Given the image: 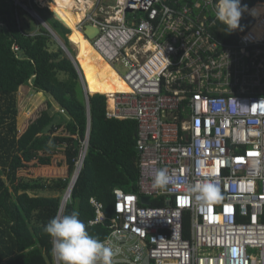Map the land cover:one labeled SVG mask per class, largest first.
<instances>
[{
  "label": "built area",
  "instance_id": "1",
  "mask_svg": "<svg viewBox=\"0 0 264 264\" xmlns=\"http://www.w3.org/2000/svg\"><path fill=\"white\" fill-rule=\"evenodd\" d=\"M84 10V36V26L97 28L89 39L97 51L127 69L120 76L130 92L104 95L106 116L138 124L137 192L115 189L113 216L90 199L89 226L109 230L102 242L113 264H264V31L248 38L257 19L229 31L215 0H86ZM160 169L163 187L154 186ZM197 183L214 184L221 198L196 201L189 189Z\"/></svg>",
  "mask_w": 264,
  "mask_h": 264
},
{
  "label": "trees",
  "instance_id": "2",
  "mask_svg": "<svg viewBox=\"0 0 264 264\" xmlns=\"http://www.w3.org/2000/svg\"><path fill=\"white\" fill-rule=\"evenodd\" d=\"M4 1L9 5L4 3L0 8V23L4 25L0 27V264H54L51 237L44 227L59 214L63 195L76 172L81 143L87 138L89 112L91 127L87 152L64 215L77 212L87 225L88 233L100 241L108 237L109 230L103 226H89L95 217L90 199L102 202L106 214L113 216L114 190L137 192L140 179L138 124L132 120L107 118L104 95L129 87L91 52L92 46L62 11L55 9L59 21L50 9L32 4V9L74 57L72 45L76 47L75 59L93 95L89 98V108L73 61L47 30L35 35L28 33L19 22L20 15L26 12L12 0H0V4ZM242 4L248 9L254 7L251 13L257 23L248 35L252 39L258 29L264 30V0H242ZM246 12L240 22L244 29L255 24ZM229 36L232 33L227 31L221 38ZM51 44L58 47L57 51L51 50ZM15 45L20 48L19 53L13 50ZM29 82L40 92L39 98L45 99L43 93L49 95L66 115L58 111L52 115L54 106L50 102L41 117L19 136L17 94ZM63 167L66 168L64 174L55 176L51 171ZM44 191L59 192L62 196L38 194ZM161 205V200L151 203V206ZM189 228L187 217L186 236Z\"/></svg>",
  "mask_w": 264,
  "mask_h": 264
},
{
  "label": "clouds",
  "instance_id": "3",
  "mask_svg": "<svg viewBox=\"0 0 264 264\" xmlns=\"http://www.w3.org/2000/svg\"><path fill=\"white\" fill-rule=\"evenodd\" d=\"M246 11L247 5H243L242 0H215V17L229 31L240 28L242 15ZM51 12L54 14L52 10ZM168 182L167 170H158L154 186L163 187ZM189 193L196 201L204 204L221 198L220 190L212 183L194 184ZM44 231L51 237L52 255L57 264H113L116 254L114 250L93 238L87 231V225L79 219V214L75 211L56 215L47 223Z\"/></svg>",
  "mask_w": 264,
  "mask_h": 264
},
{
  "label": "rangeland",
  "instance_id": "4",
  "mask_svg": "<svg viewBox=\"0 0 264 264\" xmlns=\"http://www.w3.org/2000/svg\"><path fill=\"white\" fill-rule=\"evenodd\" d=\"M12 1H13V4L20 7L22 10H24V12H26V14L20 15L19 22L22 25V27L26 31H28V33H30L31 35H35L37 33L42 32L43 29L47 30L39 20L34 18L30 12L26 11V9L24 7H22L18 4L19 0H18V2H17V0H12ZM20 2L21 3L24 2L25 4L24 3L23 4L25 6L32 8L30 6L29 0H20ZM4 3L8 4V3H6V1H4L3 3L0 4V8L3 6ZM54 18H55V14H54ZM3 26L4 25L2 23H0V27H3ZM72 33H73V31L71 30V35H72ZM53 39L59 45V42L57 41V39H55L54 37H53ZM59 47L61 48L60 45H59ZM57 49H58V47H56L54 44H51V50L52 51H57ZM72 49H73L74 55H76L75 57H77L76 47H74L72 45ZM90 50L97 58H100L97 54H95V52L92 50V48ZM114 69L123 77L127 73V69L125 68V66L122 63L115 64ZM82 87H83V84H82ZM39 93L40 92H37L34 90L31 83L29 82V84L24 85L19 90V92L17 94V102H18V107H19V114L17 117V127L19 130V136H22L27 131V129L30 127V125L41 117L42 113L48 109V104L50 102H52V104L54 106L53 111H51L52 115L57 113V109H56L57 104L54 102L53 98H51L50 96H48L47 94L44 93L45 99H41V98H39V95H38ZM59 121H60V119L57 118L56 122H59ZM59 133H62V132H59ZM81 145H82L81 150L85 149L86 143L82 142ZM19 175L21 176V175H23V173H20ZM52 176H54V175L52 174ZM30 194L33 195L34 193H30ZM38 194L40 196H45V197H57L59 195L62 196V194H60L59 192H51V191L39 192ZM64 197H65V195H63V198Z\"/></svg>",
  "mask_w": 264,
  "mask_h": 264
},
{
  "label": "bare ground",
  "instance_id": "5",
  "mask_svg": "<svg viewBox=\"0 0 264 264\" xmlns=\"http://www.w3.org/2000/svg\"><path fill=\"white\" fill-rule=\"evenodd\" d=\"M41 1L45 5L50 6L51 9L54 12H55V9L56 8L59 9L60 11H62L67 16V18L70 20V22L74 25V27L76 28V30L83 36V38L89 43V45L92 46V48L95 50V52L97 53V55L100 57V60L103 61L105 64L109 65L110 69L113 71V73H114V75L116 76L117 79L124 81V79L121 78L120 74L114 69V67L109 62H107L102 57V55L95 48L94 44L88 38H86L84 36L83 32L78 27L79 24L83 21V19L85 17V14H86V12L84 10L85 9V4H86V0H54V1H51V0H41ZM80 3H81V6H80ZM76 6H79V8L81 10L75 12L73 9ZM251 15H252V13H251ZM263 31H264L263 29H258L256 31V36L254 38H252V39H261L263 37ZM97 35H98V31L96 29H93L92 30V34H91L92 38H94ZM83 75H84V73H83ZM84 80H85V83H86L85 77H84ZM86 87L88 88L87 83H86ZM129 92H130V88L129 89L122 90V91H119L118 93H129ZM113 94H117V93H110V94H107V95H109V97H112ZM84 156H85V149L81 150V153H80V156H79V160L77 162L76 176L78 175V173L80 172V170L82 168L83 161H84ZM66 199H69V196L66 197Z\"/></svg>",
  "mask_w": 264,
  "mask_h": 264
},
{
  "label": "water",
  "instance_id": "6",
  "mask_svg": "<svg viewBox=\"0 0 264 264\" xmlns=\"http://www.w3.org/2000/svg\"><path fill=\"white\" fill-rule=\"evenodd\" d=\"M30 13H31V15L34 17V18H36L37 20H39L43 25H44V27L47 29V31H49V33L55 38V39H57V41L59 42V45L61 46V49L67 54V56L73 61V63H74V65H75V67L77 68V70H78V72H79V64H78V62H77V60L75 59V57L72 55V53L70 52V50L68 49V47L65 45V43L59 38V36L52 30V28L43 20V18L38 14V13H35V12H33L32 13V11H29ZM93 29H96L97 30V28H95L94 26H91V25H86V26H84L83 27V30H84V33H85V35L87 36V38L88 39H90V40H94L95 38H96V36L94 37V38H92V36H91V34H92V30ZM98 31V30H97ZM224 31H223V29H221L220 31H219V33H223ZM79 75H80V80H81V83L83 84V89H84V92H85V98H86V101H87V104H88V108H89V98H90V96H93L90 92H89V90H88V88L86 87V83H85V80H84V78L82 77V75L79 73ZM90 127H91V116H90V112H89V121H88V130H87V140H89V134H90ZM76 145L78 146L79 145V142H77L76 143ZM86 152H87V147L85 148V155H86ZM84 159H85V156H84ZM83 163H84V161H83ZM83 166V165H82ZM81 171V170H80ZM79 174H80V172L78 173V175L76 176V172H75V174H74V176H73V179H72V182H71V184H70V186H69V188H68V190H67V192H66V194H65V197L63 198V200H62V206H61V208L64 206V204L68 201V199H66V197H68L69 196V198H70V196H71V193H72V190H73V188L75 187V184H76V182H77V180H78V177H79ZM144 202L146 203V204H149L150 203V201H149V199H147V200H144Z\"/></svg>",
  "mask_w": 264,
  "mask_h": 264
},
{
  "label": "crops",
  "instance_id": "7",
  "mask_svg": "<svg viewBox=\"0 0 264 264\" xmlns=\"http://www.w3.org/2000/svg\"><path fill=\"white\" fill-rule=\"evenodd\" d=\"M259 5V4H258ZM257 5V6H258ZM70 37V36H69ZM14 47V46H13ZM17 53V52H16ZM44 94V93H43ZM45 95V94H44ZM49 96V95H48ZM52 103V102H51ZM57 111L60 109L58 106H57ZM59 112V111H58ZM66 168L63 167V168H54V169H51V171L53 172L54 175H58V174H64Z\"/></svg>",
  "mask_w": 264,
  "mask_h": 264
}]
</instances>
